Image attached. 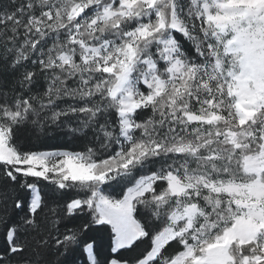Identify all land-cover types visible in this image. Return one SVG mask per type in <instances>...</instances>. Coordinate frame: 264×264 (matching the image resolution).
I'll return each mask as SVG.
<instances>
[{
    "label": "snow or ice",
    "instance_id": "snow-or-ice-1",
    "mask_svg": "<svg viewBox=\"0 0 264 264\" xmlns=\"http://www.w3.org/2000/svg\"><path fill=\"white\" fill-rule=\"evenodd\" d=\"M0 264H264V0H0Z\"/></svg>",
    "mask_w": 264,
    "mask_h": 264
},
{
    "label": "trees",
    "instance_id": "trees-1",
    "mask_svg": "<svg viewBox=\"0 0 264 264\" xmlns=\"http://www.w3.org/2000/svg\"><path fill=\"white\" fill-rule=\"evenodd\" d=\"M95 235L97 236V238L99 240V243L101 245L102 251H106L107 250V245H108L107 233L98 232V233H95Z\"/></svg>",
    "mask_w": 264,
    "mask_h": 264
}]
</instances>
